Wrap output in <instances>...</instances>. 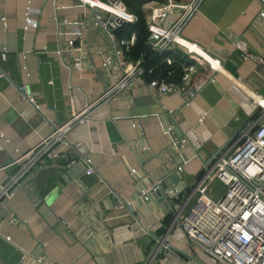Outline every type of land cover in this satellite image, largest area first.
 Instances as JSON below:
<instances>
[{
    "label": "crops",
    "instance_id": "crops-1",
    "mask_svg": "<svg viewBox=\"0 0 264 264\" xmlns=\"http://www.w3.org/2000/svg\"><path fill=\"white\" fill-rule=\"evenodd\" d=\"M260 10L258 0H203L181 36L220 58L227 73L264 97ZM90 17L91 10L76 0H0V183L16 170L14 158L108 85L96 52L109 51L108 39ZM83 19L84 26L73 23ZM74 28L81 33V50L67 46ZM236 41L261 61L242 58ZM196 68L193 77L201 86L190 102L179 94L131 87L76 123L56 146L58 157L42 159L25 185L0 204V264H40V257L43 264H141L157 237L161 243L149 264H210L180 229L168 231L173 208L186 190L168 198L171 208L155 195L149 202L139 197L144 184L169 173L176 181L167 179L168 194L176 191L182 174L192 186L218 148L256 116V105L231 76L207 64ZM175 139L179 147L172 145ZM84 150L95 158L91 176L83 173ZM132 168L137 169L133 175ZM120 202L128 205L118 207Z\"/></svg>",
    "mask_w": 264,
    "mask_h": 264
},
{
    "label": "built area",
    "instance_id": "built-area-1",
    "mask_svg": "<svg viewBox=\"0 0 264 264\" xmlns=\"http://www.w3.org/2000/svg\"><path fill=\"white\" fill-rule=\"evenodd\" d=\"M76 1L93 11L91 22L100 26L107 36L109 51L102 53L98 49L96 52L101 55V67L107 73L109 83L92 102L79 111L72 110L65 121L55 122L49 134L14 158L11 165H16V170L5 182L0 183V204L10 199L16 189L25 185V177L34 173L42 159L58 157L56 146L64 142L65 134L76 123L90 119V111L94 106L110 100L126 89L138 86L157 95L179 94L185 102H190L201 86L193 77L197 72L196 65L207 64L211 70H218L227 77H232L234 84L256 105V116L247 129L224 147L210 164L202 168L196 182L186 187L185 197L179 200L175 208L172 207L173 218L168 231L172 227L180 229L192 245L206 254L210 264H264V97L246 87L240 78L227 73L220 58L182 38L183 27L197 12L203 0H151L142 8L149 32L147 43L157 51L178 47L191 61L183 66L179 84L166 82L163 78L146 81L141 61L127 59L126 51L133 44L134 34L128 40H118L114 33L123 24L136 20L134 14L126 8L125 0ZM258 2L261 6L258 16L264 17V0ZM28 16L27 12L26 21ZM86 21L76 20L73 23L84 26ZM72 33L67 41L68 49L81 50L79 29L74 28ZM77 42L79 44L76 45ZM235 45L241 50L242 58H253L258 63L261 61L260 57L249 53L241 42L236 41ZM196 49L205 53L212 62ZM166 62L169 64L171 61L166 58ZM29 100L38 109L31 97ZM166 130L173 133L170 125L166 126ZM3 136L0 133V137ZM180 142L175 139L172 145L179 147ZM81 158L85 165L83 173L87 176L95 174L96 162L90 150L82 151ZM74 163L71 161L68 167ZM180 171L181 166H177L176 172ZM136 172V168L130 170L132 175ZM215 181L225 188L216 199L211 196L210 189ZM160 183L159 178L151 184H144L139 190L141 200L149 202L146 193L153 192ZM193 198V203L188 206ZM127 205L120 202L118 207ZM10 221L14 223L16 218L12 217ZM6 240L9 241L10 238L6 237ZM37 262L43 264V258H38Z\"/></svg>",
    "mask_w": 264,
    "mask_h": 264
},
{
    "label": "trees",
    "instance_id": "trees-1",
    "mask_svg": "<svg viewBox=\"0 0 264 264\" xmlns=\"http://www.w3.org/2000/svg\"><path fill=\"white\" fill-rule=\"evenodd\" d=\"M149 1L151 0H125L126 8L134 14L136 20L123 24L114 33L118 40H128L131 34H134L135 39L133 44L128 46L126 57L131 61H141V66L144 69L143 78L146 81L163 78L166 82L179 84L183 66L191 61L181 50L157 51L147 43L149 32L145 21V11L142 8ZM156 1L164 2L165 0ZM166 58L170 59L169 64L166 62ZM178 199L180 200V196ZM171 217L172 212H169L163 223L167 225Z\"/></svg>",
    "mask_w": 264,
    "mask_h": 264
},
{
    "label": "water",
    "instance_id": "water-1",
    "mask_svg": "<svg viewBox=\"0 0 264 264\" xmlns=\"http://www.w3.org/2000/svg\"><path fill=\"white\" fill-rule=\"evenodd\" d=\"M93 13V11L91 12ZM22 94H24V92H22ZM25 95V94H24ZM244 126H242L240 128V130L243 128ZM175 133L178 134V131L176 129H174ZM232 139V136L231 138H229V140H227V142L225 143L228 144L230 142V140ZM223 149V146H221L220 148H218V150L215 152V154L211 157V159L205 163L204 166H207L211 160H214L215 157L218 155V153ZM201 171L198 173L197 177L200 175ZM183 175V179L180 180V182L178 183V188L176 189L175 192H172L170 194H168L166 192V182H167V179L170 177L172 180L175 179L176 181V177L174 176V174H165L164 176H162L160 179H161V183L159 185V187H157L155 190H153V192H147L146 193V196L148 198L149 201H153L154 200V195L157 196V198H159L160 200L166 202L167 206L169 208H171V205L169 203V199L168 198H173V197H176L177 195H179L181 192H183L187 185H186V181L188 180V177L184 174ZM149 232V231H147ZM150 233V232H149ZM160 243H161V240L159 237H157V242L156 244L152 247L150 253L148 254V256L141 262V264H149L150 261L152 260L153 256L155 255V253L157 252L159 246H160ZM164 243V242H163Z\"/></svg>",
    "mask_w": 264,
    "mask_h": 264
},
{
    "label": "rangeland",
    "instance_id": "rangeland-1",
    "mask_svg": "<svg viewBox=\"0 0 264 264\" xmlns=\"http://www.w3.org/2000/svg\"><path fill=\"white\" fill-rule=\"evenodd\" d=\"M210 189H211V196L215 199L219 197L225 190L224 186L218 181H215L214 183H212V185L210 186ZM193 201H194V198L191 200L188 206H190L193 203Z\"/></svg>",
    "mask_w": 264,
    "mask_h": 264
},
{
    "label": "bare ground",
    "instance_id": "bare-ground-1",
    "mask_svg": "<svg viewBox=\"0 0 264 264\" xmlns=\"http://www.w3.org/2000/svg\"><path fill=\"white\" fill-rule=\"evenodd\" d=\"M187 46H189L193 50V48L191 47L190 44H187ZM196 51L199 52L202 56H204L206 59L209 60V57L205 53H203L200 49H196Z\"/></svg>",
    "mask_w": 264,
    "mask_h": 264
}]
</instances>
